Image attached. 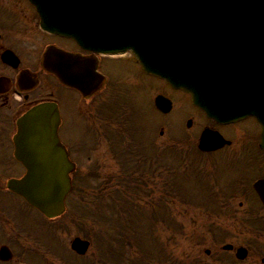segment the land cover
Here are the masks:
<instances>
[{
    "label": "flooded vegetation",
    "instance_id": "obj_1",
    "mask_svg": "<svg viewBox=\"0 0 264 264\" xmlns=\"http://www.w3.org/2000/svg\"><path fill=\"white\" fill-rule=\"evenodd\" d=\"M49 49L65 52L57 62L64 74L78 80L81 86L65 82L44 66L43 58ZM55 60L53 57L52 61ZM122 60L133 63L141 73L128 78L131 85L142 87V80L150 78L161 81L160 87L170 90L168 93L156 91L155 97L167 96L173 107L176 106L170 97L173 93L190 98L187 93L147 74L132 53L109 55L88 50L74 38L44 30L29 0H0V264H77V260L68 261L70 252L84 264L87 258L90 264H103L99 240L106 215L101 206L103 173H115L108 181L115 186L120 170L149 169L151 165L148 153L140 147L137 151L131 140L120 144V123H132L130 117L135 112L133 106L119 104L128 89L124 87L125 81L119 83L118 77L112 74L114 65ZM44 102H53L59 107V136L74 163L70 174L72 190L65 199L63 211L55 216L44 214L12 188V182L26 173L16 157L18 122L30 109ZM193 107L205 121L199 133L210 128L228 139L239 134V139L256 140L254 148L246 147L247 140L233 147L232 140L231 145L204 153L199 164L206 168L204 176L214 188V198L221 202L216 218L223 221L219 227L226 232L227 244L231 245L227 251L231 256L228 264H264V151L259 147V132L247 135L244 127L237 126L245 121L231 124L234 130L228 131L229 125L219 126ZM192 118L191 125L195 122ZM249 119L256 124L254 119ZM126 126L122 124L121 128ZM165 149L160 146L158 159L164 194ZM222 153L228 162L225 167L214 157ZM117 226L114 223V251L117 250ZM75 237L90 242L85 255L72 250ZM96 243L98 250L92 257L91 249ZM239 248L243 249L240 258L237 257ZM112 258L116 264L113 252Z\"/></svg>",
    "mask_w": 264,
    "mask_h": 264
},
{
    "label": "water",
    "instance_id": "obj_2",
    "mask_svg": "<svg viewBox=\"0 0 264 264\" xmlns=\"http://www.w3.org/2000/svg\"><path fill=\"white\" fill-rule=\"evenodd\" d=\"M30 1L45 28L85 47L132 49L147 72L189 92L218 122L254 116L264 149V0ZM156 104L169 109L162 96ZM59 121L55 104H41L20 121L18 135L28 172L17 190L48 215L63 208L71 188ZM207 145L204 134L200 148ZM73 247L84 253L88 243L76 239Z\"/></svg>",
    "mask_w": 264,
    "mask_h": 264
},
{
    "label": "rangeland",
    "instance_id": "obj_3",
    "mask_svg": "<svg viewBox=\"0 0 264 264\" xmlns=\"http://www.w3.org/2000/svg\"><path fill=\"white\" fill-rule=\"evenodd\" d=\"M114 67L115 73L112 74V76L116 75L119 79V83L121 81H125L126 85L124 87H127L128 89L126 97L122 98V100L118 98L119 104L124 106H133L135 112L130 118L142 130V136L145 137V140L148 138L151 144L154 143L158 147L163 145L168 149L174 148L180 151V158L185 159L186 162L181 163L179 161L177 164L176 174L179 176V174H181V170H184V168H181V166H184L182 164L187 165L188 160L192 158L189 157L192 154V144L185 143L188 135L185 134L187 132V128L184 120L189 117H194L198 120L196 121L195 126L193 124V127H191V131L188 132L191 137L196 140L198 130L205 123L203 117H201V115L193 107L190 98L183 96V93L179 94L177 92L173 93V97L170 96L176 103L174 111L167 116L159 113L153 104L154 93L159 90L168 93L170 89L160 87L163 86V83L154 78L143 79L142 83L146 85L142 84V87H138V85H131L128 82V78L132 75H141L137 66H133V63L129 64L128 62L122 60L118 62L117 65H114ZM147 85H150V87H146ZM67 108L70 109L69 104ZM119 114L121 115V112H119ZM237 126L242 129L245 128V131L248 133L247 135L258 134L257 126L251 119H246L245 122L238 124ZM228 128V131L233 132L234 129L231 125H229ZM161 129L164 131L163 135H159ZM193 133H196L195 137ZM237 140H240L241 145H243L247 140L246 147H257L255 139L250 141L249 138H235V141ZM138 148L139 147L136 146L137 151ZM188 151H190V155H187ZM195 156L196 154H194V157ZM167 158H171V156H168ZM217 158L219 159V164L221 166H227L228 162L224 160L225 156L223 154H217ZM197 168L206 171V168L195 165L190 170L182 173L181 178L177 177V179L174 180L182 187L183 192L178 191L176 195L168 192L167 195H165V205H167V209L165 208L166 212L168 209L171 210L170 214H168L170 217L168 218L169 223L167 221L163 222V228H161V226H159L160 222L157 219V223L151 226V231H154L153 233L157 236L156 238L158 242L162 241L161 248L164 249L168 256H172L173 262L175 261V257L181 264H193V262H197L198 264H228L230 263L231 256L227 252L222 251L221 247L227 242V240H229V238L223 229V231H220V229L216 230L208 228L209 221L212 220L210 217L213 214L211 210L212 205L207 201L201 202L203 201L201 194L204 192V180L200 177ZM111 174L115 173H103L104 183L108 182L112 178ZM154 179L156 180V186L147 188L146 191H142V193L139 194L141 195V198L137 201L138 205L136 211H134L135 217L133 218L136 225L132 220L130 222L131 230L127 233L128 238L131 240L130 244H124L121 238L122 236L118 235L119 243H117L118 247L116 246L118 248L117 264H148V259L150 260V264H153V262L155 263L156 259V262H159V257L154 255L155 252L158 254L159 250L150 247L152 246L150 244L152 238H150L148 231L149 221L154 219L155 222V218L151 214L159 212L160 215V208H158V205L160 204L159 200L161 193L159 189L162 191V188H158L159 186L157 184L160 178L154 176ZM168 185L172 190L174 189L172 187L174 186L173 184L172 186L171 184ZM171 189L168 188L167 190L169 191ZM185 196L189 202H187ZM120 203L125 205L126 208L128 207L129 212L130 208H133V206L130 205L131 202H129L128 205L124 198L120 199ZM111 205H114L113 202ZM123 205L121 206L123 207ZM147 209L149 211L150 220L149 216L143 217L142 212ZM111 210L112 211H110V213L117 216L116 210L113 208ZM136 212L140 213V216H137ZM104 213L108 214V211L106 210ZM122 214L125 213L122 212ZM128 216L129 218H132L131 215L128 214L127 217ZM163 217H167V213L163 214ZM121 218V223H123L124 217H122L119 212V220ZM218 223L222 224L223 221H219ZM134 234L137 235L134 237ZM138 235L139 239H137ZM143 240H145V242L141 244ZM147 245L148 250H146ZM158 248H160V246ZM150 249H152L153 252H151ZM205 249L212 250L210 256H207L204 253ZM96 250H98L97 243L96 245H93V250L91 249L90 256L94 257ZM144 251H146V253ZM162 258L165 262L169 263L168 258ZM67 259L72 263L77 260V264H84L82 259H78L71 252L67 255ZM87 261L88 258L86 259V264H90V260L89 262Z\"/></svg>",
    "mask_w": 264,
    "mask_h": 264
}]
</instances>
